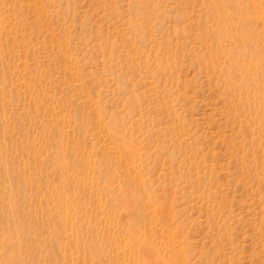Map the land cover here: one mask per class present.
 Here are the masks:
<instances>
[{
    "label": "rangeland",
    "instance_id": "1",
    "mask_svg": "<svg viewBox=\"0 0 264 264\" xmlns=\"http://www.w3.org/2000/svg\"><path fill=\"white\" fill-rule=\"evenodd\" d=\"M0 264H264V0H0Z\"/></svg>",
    "mask_w": 264,
    "mask_h": 264
}]
</instances>
